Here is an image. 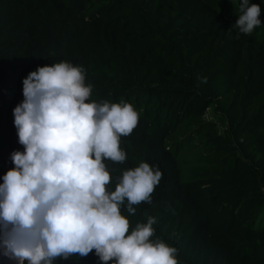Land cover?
<instances>
[{
    "label": "trees",
    "instance_id": "1",
    "mask_svg": "<svg viewBox=\"0 0 264 264\" xmlns=\"http://www.w3.org/2000/svg\"><path fill=\"white\" fill-rule=\"evenodd\" d=\"M240 2L0 0V184L25 151L14 124L23 80L67 61L93 86L86 102L123 99L139 113L120 139L126 161H104L109 191L141 162L163 173L151 204L121 206L129 234L155 217L151 239L176 248L178 264H264V0H249L262 23L237 38ZM54 264L103 262L93 250Z\"/></svg>",
    "mask_w": 264,
    "mask_h": 264
},
{
    "label": "clouds",
    "instance_id": "2",
    "mask_svg": "<svg viewBox=\"0 0 264 264\" xmlns=\"http://www.w3.org/2000/svg\"><path fill=\"white\" fill-rule=\"evenodd\" d=\"M233 28L249 35L261 25V7L241 0ZM206 83V78L203 80ZM85 69L67 61L39 67L23 80L24 101L14 124L25 151L11 154L15 168L0 184V255L17 264H54L78 254L109 264H178V250L157 238L155 217L137 223L121 214L126 204L152 203L163 173L141 162L124 170L114 191L109 160L123 164L120 139L139 123V113L119 103L89 101Z\"/></svg>",
    "mask_w": 264,
    "mask_h": 264
},
{
    "label": "rangeland",
    "instance_id": "3",
    "mask_svg": "<svg viewBox=\"0 0 264 264\" xmlns=\"http://www.w3.org/2000/svg\"><path fill=\"white\" fill-rule=\"evenodd\" d=\"M204 118L208 121L215 122L220 131H222L225 128L224 119L220 115L215 114L212 109H208L206 111Z\"/></svg>",
    "mask_w": 264,
    "mask_h": 264
},
{
    "label": "water",
    "instance_id": "4",
    "mask_svg": "<svg viewBox=\"0 0 264 264\" xmlns=\"http://www.w3.org/2000/svg\"><path fill=\"white\" fill-rule=\"evenodd\" d=\"M0 264H17V262L10 260L7 257H4L3 255H0Z\"/></svg>",
    "mask_w": 264,
    "mask_h": 264
}]
</instances>
